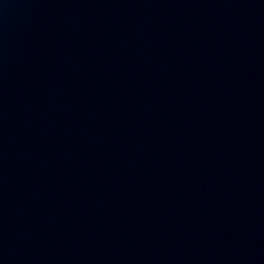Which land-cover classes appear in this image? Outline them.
Listing matches in <instances>:
<instances>
[{
	"label": "water",
	"instance_id": "95a60500",
	"mask_svg": "<svg viewBox=\"0 0 264 264\" xmlns=\"http://www.w3.org/2000/svg\"><path fill=\"white\" fill-rule=\"evenodd\" d=\"M0 264H264V0H0Z\"/></svg>",
	"mask_w": 264,
	"mask_h": 264
}]
</instances>
